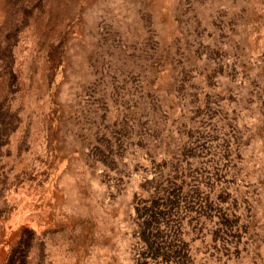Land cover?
<instances>
[{"label": "rangeland", "instance_id": "obj_1", "mask_svg": "<svg viewBox=\"0 0 264 264\" xmlns=\"http://www.w3.org/2000/svg\"><path fill=\"white\" fill-rule=\"evenodd\" d=\"M51 2L10 38L9 83L0 53L18 115L0 135V264L20 239L26 264H158L140 226L172 184L207 199L183 224L189 264H264V0Z\"/></svg>", "mask_w": 264, "mask_h": 264}, {"label": "trees", "instance_id": "obj_2", "mask_svg": "<svg viewBox=\"0 0 264 264\" xmlns=\"http://www.w3.org/2000/svg\"><path fill=\"white\" fill-rule=\"evenodd\" d=\"M33 1L14 0V3L11 4L12 1L10 0V4L13 6L12 11L16 15L13 17L12 26L1 40V42H4L5 47L4 49L0 47V53L4 55L9 53L12 58L6 60L5 64V67L9 69V74L12 71L14 60L10 38H15V35L17 36V33L21 30V26L28 23L30 19H33L31 26H35L37 29V23L41 26L40 19L44 17L43 13L46 11L51 13L53 11L51 0H41L42 6L39 8V12L37 10L33 12L35 7ZM9 15L11 16L12 14ZM48 22L49 20H46V25ZM21 23L23 24L19 25ZM49 28L51 27L46 26V29L42 30L44 33L39 34L40 39L46 38ZM5 48H9L10 52H7ZM12 76L14 75L10 74L5 83L11 82ZM17 116L13 115L7 108L3 109L0 107V135L11 133L10 129L15 127L14 123L18 118ZM221 199H223L222 196H220L219 204L226 201ZM157 200L150 206L149 211L146 212V218L141 222L140 235L145 242V249L142 251L141 257L143 259L151 258L158 264H189L191 250L185 236L182 235L183 224L186 223L189 226L199 219L195 218L197 213L198 215L205 214V210L207 211L208 209L206 205L207 199L200 198L195 190L187 191L182 186L172 184L166 193L160 194ZM4 205L3 203L0 204V216L3 215L1 214L3 211L7 210ZM217 211V230L214 232L222 231L230 234L235 228L234 222H236V218L235 221L231 220L226 210L221 206L218 207ZM28 244L29 240L23 241L20 239L18 244L11 248L6 264H26L27 258L25 255L28 253Z\"/></svg>", "mask_w": 264, "mask_h": 264}]
</instances>
